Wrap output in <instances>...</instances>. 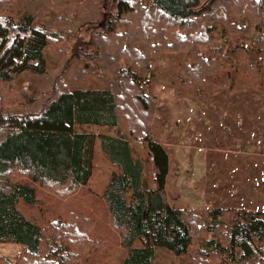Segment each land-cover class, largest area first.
<instances>
[{"label": "trees", "instance_id": "trees-1", "mask_svg": "<svg viewBox=\"0 0 264 264\" xmlns=\"http://www.w3.org/2000/svg\"><path fill=\"white\" fill-rule=\"evenodd\" d=\"M67 1L0 0V244L20 249L0 264H155L161 253L264 264V213L170 204V158L153 136L160 107L149 89L158 54L187 53L191 82L213 66L201 48L239 40L264 54V0ZM76 25L91 29L89 39ZM50 55L62 66L55 79L19 89L24 75L50 73ZM91 126L117 136L83 130ZM98 153L114 170L95 193ZM91 203L105 206L104 226Z\"/></svg>", "mask_w": 264, "mask_h": 264}, {"label": "rangeland", "instance_id": "rangeland-1", "mask_svg": "<svg viewBox=\"0 0 264 264\" xmlns=\"http://www.w3.org/2000/svg\"><path fill=\"white\" fill-rule=\"evenodd\" d=\"M83 1L68 0L67 3L78 6ZM67 12L77 24L75 12L69 8ZM82 30L76 25L74 34L82 33L89 39L91 29ZM237 47L250 49L248 57ZM251 48L239 40L225 44L218 52L201 48L199 52L212 60L213 66L204 80L192 82L184 76V66L195 65L187 53L156 57L149 89L157 95L160 108L152 129L154 139L168 150L170 170L166 189L174 208L264 213V54ZM86 50L92 52L90 48ZM72 51L69 47L67 55ZM50 57V73L24 75L17 80L18 88H38L55 79L62 66L54 56ZM92 66L99 69L97 65ZM89 76L93 80L97 78L95 74ZM83 130L109 136H117L118 132L116 128L97 126ZM132 145L135 148L137 143ZM97 156L91 181V190L95 193L105 187L114 170L101 153ZM141 158L147 165L144 153ZM83 198L87 200V196ZM88 206L99 225L104 226L105 206L96 207L93 203ZM19 251L15 244H0V255L9 254L12 260ZM155 264H188V260L185 256L169 257L161 253Z\"/></svg>", "mask_w": 264, "mask_h": 264}, {"label": "crops", "instance_id": "crops-1", "mask_svg": "<svg viewBox=\"0 0 264 264\" xmlns=\"http://www.w3.org/2000/svg\"><path fill=\"white\" fill-rule=\"evenodd\" d=\"M6 248H8V247H6ZM0 256L5 257V258H8V259H10L9 257H11V255H9V254H8V256H7V254H5L4 256L3 255H0ZM16 256H17V254L15 255V257ZM10 260H12V259H10Z\"/></svg>", "mask_w": 264, "mask_h": 264}]
</instances>
